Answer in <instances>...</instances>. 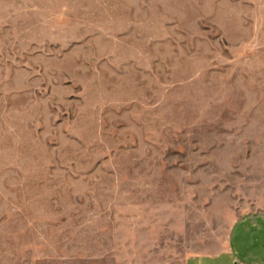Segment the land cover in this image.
<instances>
[{
    "label": "rangeland",
    "instance_id": "1",
    "mask_svg": "<svg viewBox=\"0 0 264 264\" xmlns=\"http://www.w3.org/2000/svg\"><path fill=\"white\" fill-rule=\"evenodd\" d=\"M258 217L264 0H0V264H184Z\"/></svg>",
    "mask_w": 264,
    "mask_h": 264
},
{
    "label": "crops",
    "instance_id": "2",
    "mask_svg": "<svg viewBox=\"0 0 264 264\" xmlns=\"http://www.w3.org/2000/svg\"><path fill=\"white\" fill-rule=\"evenodd\" d=\"M249 222L250 220L245 218L235 224L236 231L229 238L227 246L223 250L215 254L187 257L184 264H264V218H255V223H260L259 226L251 222L253 230L256 229V233L259 235L258 241H251L253 244L256 242L258 244L255 250L252 249L250 241L245 237L250 234L251 228L247 224Z\"/></svg>",
    "mask_w": 264,
    "mask_h": 264
}]
</instances>
